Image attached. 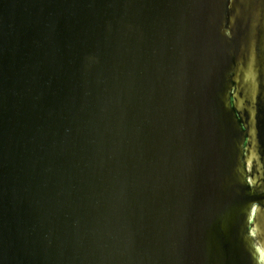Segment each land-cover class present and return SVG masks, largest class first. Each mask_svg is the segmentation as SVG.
<instances>
[{
    "label": "water",
    "instance_id": "1",
    "mask_svg": "<svg viewBox=\"0 0 264 264\" xmlns=\"http://www.w3.org/2000/svg\"><path fill=\"white\" fill-rule=\"evenodd\" d=\"M0 264H264V0H0Z\"/></svg>",
    "mask_w": 264,
    "mask_h": 264
}]
</instances>
